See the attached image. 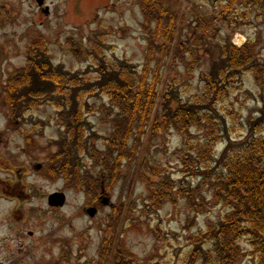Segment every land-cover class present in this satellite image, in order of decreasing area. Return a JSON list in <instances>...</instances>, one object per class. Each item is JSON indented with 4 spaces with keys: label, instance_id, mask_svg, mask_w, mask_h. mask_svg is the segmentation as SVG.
<instances>
[{
    "label": "rangeland",
    "instance_id": "rangeland-1",
    "mask_svg": "<svg viewBox=\"0 0 264 264\" xmlns=\"http://www.w3.org/2000/svg\"><path fill=\"white\" fill-rule=\"evenodd\" d=\"M144 1L114 0V8L100 10L99 22L85 23L77 31H72L70 26L63 28L49 41L54 65L62 66L71 73L87 71L92 76L94 64L90 57L96 51L95 47H100L107 62L130 63L136 65L140 73L145 63L148 38L143 17ZM221 1L228 0H165L185 16L184 21L177 25L178 41L186 44L189 40L187 48L197 51L199 58L196 64V58L192 62L190 59L179 61L174 59L176 55L173 54L162 62L153 118L161 110V99L168 84L183 100L196 96L203 74L209 70L210 57L216 58L217 45L229 42L233 46H241L250 39L258 59L264 62V12L250 10L244 0H238L231 15L235 27V33L231 34L223 27L218 6ZM196 12H199L202 21H195L193 14L196 15ZM188 23L198 26V30ZM72 32L81 36L82 42H78L80 61L72 56L64 40L65 35ZM184 56L189 57L183 53ZM29 83V89H32V82ZM260 95L264 97V91H260L252 77L246 75L241 87L233 88L229 98L219 106L232 138L243 136L247 119L258 115L262 101ZM102 103L109 105L104 97L91 98L89 104H94L95 109L86 114L92 131L100 137L95 141L100 152L105 151L104 138L112 131L111 124H106L105 116L99 111ZM25 115V126L22 125L21 129L30 130L29 124L35 121L37 126H42L35 131L42 134L35 139L30 161L22 153L19 154L20 165L26 162L44 165L47 161L49 166L48 159L57 151L55 142L62 129L56 119V111L51 105L41 103ZM148 135H145L131 165L127 162L118 165L117 180L108 190L105 189L108 186L107 175L100 166L102 157L95 169L92 168V161L81 155L86 168L95 175L94 185L99 193L95 206L97 214L93 218L84 213L94 206L85 190L66 181L57 169L52 176V166L50 176L43 169L24 180L19 188L14 182L2 183L0 264H116L113 259L116 251L119 255L124 253L129 256L132 264H216L202 259L191 262L187 261V257L192 250V238L222 220L229 210L214 204L205 189L202 193L207 206H194L195 201L191 206L194 208L186 205V201L179 197L178 186L182 184L193 188L196 181L186 176L180 156L176 154L184 145V137L172 131H161L155 137ZM193 135L186 152L191 148L197 150L201 145L204 133L194 131ZM222 143L217 145L216 154L222 151L224 139ZM7 177L4 171L0 173L1 180ZM12 191H18V194L8 193ZM54 193L64 195L65 201L61 206L48 205L47 198ZM105 239L114 243L109 255L100 261ZM240 247L243 256L238 264H254L255 258L244 240L240 242ZM209 248V244L205 246V249Z\"/></svg>",
    "mask_w": 264,
    "mask_h": 264
},
{
    "label": "trees",
    "instance_id": "trees-1",
    "mask_svg": "<svg viewBox=\"0 0 264 264\" xmlns=\"http://www.w3.org/2000/svg\"><path fill=\"white\" fill-rule=\"evenodd\" d=\"M244 1L250 10L264 12V0ZM237 2L221 1L218 5L223 27L231 34L235 33L231 15ZM175 9L165 0L144 1L143 17L148 38L145 63L140 73L136 65L107 62L102 49L95 47L96 51L90 57L94 64L92 76L87 71L68 72L52 62L50 67L48 63L44 64L47 70L33 76V88L28 89L30 95L27 97L48 98L63 131L56 142L57 151L51 158L52 176L57 169L66 181L82 187L92 202H96L99 193L94 185L95 175L86 168L82 158L88 157L92 168L96 169L102 157L100 166L107 175L105 189L108 190L117 180L118 165L121 162L131 165L146 134L155 137L161 131H172L184 137V145L176 154L180 156L186 176L196 181L193 188L178 186L180 199L185 200L190 208H194L191 207L194 201V206H207L202 193L205 189L214 204L229 210L222 220L192 238L187 261L202 259L207 263L238 264L243 256L240 242L244 240L255 258L254 264H264V97L260 95L262 101L258 115L247 119L246 133L237 138L228 133L230 129L219 111L232 89L241 87L246 75L252 77L260 91H264V62L258 59L250 39L239 48L229 42L217 45L216 58L209 56V70L203 74L196 96L183 100L168 84L161 99V110L153 118L162 62L174 54V59L179 61L190 59L192 62L196 58L198 64L197 51L187 48L190 41L186 44L178 41L177 25L184 21V16ZM193 16L196 22L203 20L199 12ZM194 26L198 30V26ZM71 52L80 60L73 44ZM183 53L189 57H182ZM45 61H50L48 55ZM11 93L13 95V90ZM101 97L106 98L109 105L102 103L99 111L105 116L106 124L112 126L111 133L104 138V152L96 149L95 141L100 137L92 131L86 119V114L95 109L89 100ZM8 106L12 113L22 114L35 104L18 106L10 103ZM194 131L204 133L201 145L197 150L191 148L186 152ZM223 139L225 145L220 154H216L217 145L223 144ZM81 155L84 156L81 158ZM112 243L111 239L104 240L100 261L109 255ZM208 244L210 248L205 249ZM113 259L116 264H132L129 256L119 255L117 251Z\"/></svg>",
    "mask_w": 264,
    "mask_h": 264
},
{
    "label": "flooded vegetation",
    "instance_id": "flooded-vegetation-1",
    "mask_svg": "<svg viewBox=\"0 0 264 264\" xmlns=\"http://www.w3.org/2000/svg\"><path fill=\"white\" fill-rule=\"evenodd\" d=\"M114 3V0H0V173L4 171L8 175L6 179H0L1 192L4 182H14L19 188L24 180L43 169L47 175L50 172L47 161L44 165H31L29 162L20 165V153L29 161L32 158L30 151L35 139L42 134L35 130L42 126L31 121L30 130L21 129L22 125L25 126L26 115L10 113L5 106L35 102V98L27 97L30 95V83L27 81L33 86V76L47 70L45 63L50 67L49 41L52 36L67 26L77 31L85 23L99 22L100 10L114 8ZM80 38L74 32L64 38L70 52L72 44L75 45L79 57ZM46 55L50 57L49 62L45 61ZM8 193L18 194V191Z\"/></svg>",
    "mask_w": 264,
    "mask_h": 264
},
{
    "label": "water",
    "instance_id": "water-1",
    "mask_svg": "<svg viewBox=\"0 0 264 264\" xmlns=\"http://www.w3.org/2000/svg\"><path fill=\"white\" fill-rule=\"evenodd\" d=\"M65 198L61 194H53L48 197V205L51 207L61 206L64 202ZM85 213L90 217H94L96 210L94 208L87 209Z\"/></svg>",
    "mask_w": 264,
    "mask_h": 264
},
{
    "label": "bare ground",
    "instance_id": "bare-ground-1",
    "mask_svg": "<svg viewBox=\"0 0 264 264\" xmlns=\"http://www.w3.org/2000/svg\"><path fill=\"white\" fill-rule=\"evenodd\" d=\"M238 38V37H237Z\"/></svg>",
    "mask_w": 264,
    "mask_h": 264
}]
</instances>
